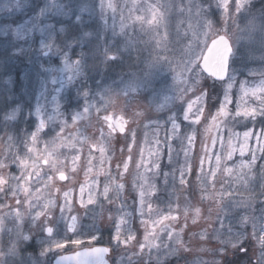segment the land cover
I'll use <instances>...</instances> for the list:
<instances>
[{
    "label": "clouds",
    "instance_id": "1",
    "mask_svg": "<svg viewBox=\"0 0 264 264\" xmlns=\"http://www.w3.org/2000/svg\"><path fill=\"white\" fill-rule=\"evenodd\" d=\"M0 264H264V0H0Z\"/></svg>",
    "mask_w": 264,
    "mask_h": 264
}]
</instances>
